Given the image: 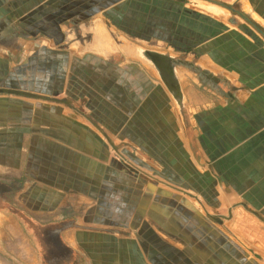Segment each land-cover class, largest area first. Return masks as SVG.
<instances>
[{
  "label": "crops",
  "instance_id": "crops-1",
  "mask_svg": "<svg viewBox=\"0 0 264 264\" xmlns=\"http://www.w3.org/2000/svg\"><path fill=\"white\" fill-rule=\"evenodd\" d=\"M144 44L166 47L145 51L170 57L179 98ZM4 126L17 260L264 264V0H0ZM110 140L151 178L111 173Z\"/></svg>",
  "mask_w": 264,
  "mask_h": 264
},
{
  "label": "rangeland",
  "instance_id": "rangeland-1",
  "mask_svg": "<svg viewBox=\"0 0 264 264\" xmlns=\"http://www.w3.org/2000/svg\"><path fill=\"white\" fill-rule=\"evenodd\" d=\"M51 9L52 8H50V10ZM52 28H53V25L51 28L50 27L47 28V34L52 30ZM62 29H65V24H62ZM49 40L51 41L52 38H50ZM58 40L64 41V37L62 39H57V41ZM140 46L142 47L143 50H154V51L167 52L166 47L163 45L144 44V45H140ZM52 58H53L52 53H46L45 59L47 61L49 59L54 60ZM62 61H63V59H62ZM141 62H143L146 65H149L144 60H141ZM59 66L60 65H57L58 69L55 70L59 74V75H57V79L58 78L64 79L66 76V73H67V69H65V71L63 68H62V70H59ZM47 73H48V71H47ZM57 79H56L55 83H59V82H57ZM55 83H54V78H52L50 81L46 80L45 87L43 89L44 92H42V93H43V95L50 97L51 98L50 101L56 103V102H60V100H54L52 98L53 97H62L61 94H64V92H63L64 85H63V82L62 83L60 82V86H54L53 84H55ZM47 122L51 123V124L53 123L52 120H47ZM48 123L46 124V126L51 127V125ZM4 127L5 128L0 127V130H2V133L5 132L7 126H4ZM110 142H111V144H113V147L115 146L114 148L112 146L108 148V157L111 160V173L114 172V169H116V166L118 164L123 170L126 171L127 174L135 175L136 177L142 176L141 178L142 179L144 178L145 180L146 179L148 180V178H151V176H149V175L152 174V172L148 171V169H145V168L141 170L139 165H135V161L133 158L134 157V151L133 150H131L127 147H123V145H120L115 140H110ZM13 179L14 178L11 176H5V175L0 174V210H2L3 212H6L9 209H12V211L10 210L11 213L15 211L14 210L15 208L13 209L14 206H13L12 200H14V198H16V194H19L22 191L23 183H15V182H13L14 181ZM179 191L184 195L185 194L189 195L187 189H183V188L179 187ZM4 197H9L10 198L9 201L8 202L3 201ZM3 216L4 215L2 213H0V217H1V220H0V264H26V263H23V262L17 260V258L12 256V254L9 253L8 250L5 248L6 247V245H5L6 239H5L4 233L5 234L9 233V232H6V231H8V229H6L5 225L7 224V222H9L8 221L9 218L8 217L2 218ZM5 216H8V215H5ZM10 224H12V223L10 222L9 226H11ZM29 231L31 234H34V236L31 235V237H33L34 241L37 242L38 241V231L35 229H31ZM10 237L8 240L12 239L11 234H10ZM18 246H20V245H18ZM35 252L37 254L36 248H35ZM37 256H38V254H37ZM37 256H35L36 260H37V258H39V256L38 257ZM28 257H30V256H28ZM28 262H29L28 264H35L32 261H28Z\"/></svg>",
  "mask_w": 264,
  "mask_h": 264
},
{
  "label": "water",
  "instance_id": "water-1",
  "mask_svg": "<svg viewBox=\"0 0 264 264\" xmlns=\"http://www.w3.org/2000/svg\"><path fill=\"white\" fill-rule=\"evenodd\" d=\"M140 59L146 61V63L156 71L159 79L168 89L172 90L177 98L181 96L175 69L173 65H170L171 60L168 55L143 50L140 53Z\"/></svg>",
  "mask_w": 264,
  "mask_h": 264
}]
</instances>
